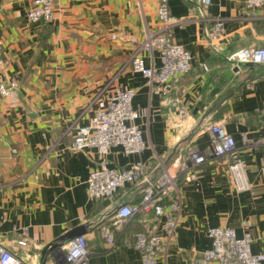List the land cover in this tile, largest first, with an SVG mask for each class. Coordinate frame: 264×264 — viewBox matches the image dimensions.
Instances as JSON below:
<instances>
[{
    "label": "crops",
    "instance_id": "1",
    "mask_svg": "<svg viewBox=\"0 0 264 264\" xmlns=\"http://www.w3.org/2000/svg\"><path fill=\"white\" fill-rule=\"evenodd\" d=\"M54 1L53 21L34 22L27 18L34 0H0L6 58L0 84L16 82L13 95L0 93V243L24 255L17 242L27 237V250L44 264L58 249L44 253V247L79 229L88 239L92 264H142L139 251L125 241L143 231L151 215L116 227L112 220L119 205L141 198L144 184L127 185L113 200L91 199L87 180L103 158L95 148H69L77 127L89 125L121 87L136 90L133 106L140 111L146 149L139 155L112 147L111 167L142 160L156 178L165 168L177 175L173 162L190 148L206 157L193 180L180 179L177 240L167 263L158 264L184 263L208 249L209 229L216 226L231 227L238 236L250 231L252 252L264 253V64L237 68L228 59L242 47H264V7L246 10L245 0H213L208 17H223L226 33L210 41L212 22L196 1L170 0L172 15L182 19L173 38L191 52L192 69L159 93L158 83L150 84L131 64L140 51L147 66L160 65L158 55L153 60L142 49L146 34L160 26L159 0ZM113 32L129 39L112 38ZM213 122L223 123L236 139L249 185L245 190L231 182L232 158L212 156L208 126ZM106 229L114 233L115 244L102 237Z\"/></svg>",
    "mask_w": 264,
    "mask_h": 264
},
{
    "label": "built area",
    "instance_id": "2",
    "mask_svg": "<svg viewBox=\"0 0 264 264\" xmlns=\"http://www.w3.org/2000/svg\"><path fill=\"white\" fill-rule=\"evenodd\" d=\"M202 12L212 22L207 30L210 41L221 39L226 33V22L223 17H208L209 7L213 0H195ZM246 10L264 7V0H245ZM55 17L54 0H34L27 12V18L34 22H51ZM157 17L160 26L156 31L148 32L142 43V49L154 60L158 55L159 66H147L142 52L137 51L132 57V69L148 78L150 84L159 93H165L166 84L177 81L192 69L193 56L184 46L176 43L173 29L182 19L171 13L170 0H159ZM129 35L113 32L112 38L129 39ZM4 42L0 39V69L5 65ZM237 68L242 64H264V47H242L228 57ZM204 69L208 70L207 65ZM16 82L10 86L0 84V93L4 96L14 94ZM136 90L133 88H117L106 103L99 107L89 125H80L70 149L73 151L84 148H95L103 160L94 167L87 180L88 195L94 200H113L120 189L129 184L143 183L141 198L137 202L123 203L115 209L112 225L114 227L128 222L131 218L146 214L151 220L143 231L133 234L125 241V245L139 251L142 264L167 263L171 255L170 249L177 240L178 217L182 210L184 186L180 185L182 175L191 181L200 165L206 161L205 155L196 148H190L185 155L177 157L173 166L178 174L173 175L165 168L160 176L152 178L148 173L147 164L138 160L128 167H111L108 154L112 147H122L126 154H141L146 149L144 131L138 124L140 111L133 106ZM180 113L185 115L184 107ZM212 133V156L215 159L232 158L228 163V172L236 190L248 188L244 161L237 156L239 146L232 133L221 122H213L209 126ZM211 246L192 255L184 263L170 264H263L264 253H253L254 237L250 231L238 236L228 226H216L209 229ZM102 237L109 244H115V235L109 229L102 232ZM17 244L26 249L24 255L0 243V264H42L38 254L27 249L31 241L24 237ZM36 247V246H35ZM44 264H92L91 249L84 234H79L64 245L58 247Z\"/></svg>",
    "mask_w": 264,
    "mask_h": 264
},
{
    "label": "water",
    "instance_id": "3",
    "mask_svg": "<svg viewBox=\"0 0 264 264\" xmlns=\"http://www.w3.org/2000/svg\"><path fill=\"white\" fill-rule=\"evenodd\" d=\"M79 234H81L80 231H79V229H73L71 231H68L67 233H65V234L57 237L54 241H52L51 243H49V245H47L46 247H44L43 252L45 253V251L48 248L62 246L64 243H66L67 241H69L70 239H72L73 237H75L76 235H79Z\"/></svg>",
    "mask_w": 264,
    "mask_h": 264
},
{
    "label": "trees",
    "instance_id": "4",
    "mask_svg": "<svg viewBox=\"0 0 264 264\" xmlns=\"http://www.w3.org/2000/svg\"><path fill=\"white\" fill-rule=\"evenodd\" d=\"M44 22H46V21H44ZM137 232H140V231H137ZM137 232H132V233H131V237L133 236V234H135V233H137Z\"/></svg>",
    "mask_w": 264,
    "mask_h": 264
}]
</instances>
